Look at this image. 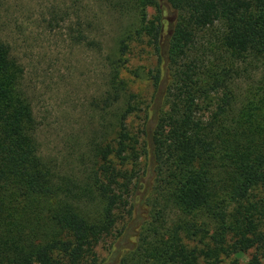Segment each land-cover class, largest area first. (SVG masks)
<instances>
[{"label":"trees","instance_id":"1","mask_svg":"<svg viewBox=\"0 0 264 264\" xmlns=\"http://www.w3.org/2000/svg\"><path fill=\"white\" fill-rule=\"evenodd\" d=\"M93 1L92 21L63 16L106 67L77 173L42 154L25 65L0 39V264H264V0ZM134 42L155 55L143 101L123 75Z\"/></svg>","mask_w":264,"mask_h":264},{"label":"rangeland","instance_id":"2","mask_svg":"<svg viewBox=\"0 0 264 264\" xmlns=\"http://www.w3.org/2000/svg\"><path fill=\"white\" fill-rule=\"evenodd\" d=\"M96 14H101V8L93 0H0V39L11 43L25 65V82L39 122L41 151L61 174L78 172L80 156L88 154L87 141L99 138L100 127L105 123L93 105V100L104 89V56L87 45L71 42L69 28L63 21V16L69 17L67 23L76 22L80 17L92 21ZM168 19L171 20V14ZM168 28L169 21L166 30ZM219 29L221 24L199 33L198 38L206 42ZM102 33L105 40L113 35L107 30ZM154 56L150 46L135 42L127 54L123 75L130 81L139 101L149 97L152 88L149 72L155 66ZM143 115L138 111L131 117L133 131L141 128ZM152 177V172L145 176V184L154 182ZM141 206L138 214L148 216L150 206ZM174 212H168L167 220L175 218ZM141 221L132 225L139 226ZM107 248L108 243L99 247L102 257L108 254ZM241 259L246 262L248 255ZM228 262L226 258L217 264ZM198 264L208 263L201 259Z\"/></svg>","mask_w":264,"mask_h":264}]
</instances>
